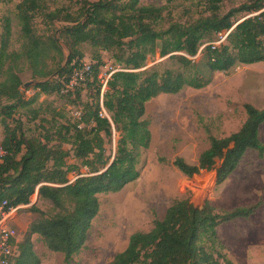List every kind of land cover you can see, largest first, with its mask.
<instances>
[{"label": "trees", "instance_id": "trees-1", "mask_svg": "<svg viewBox=\"0 0 264 264\" xmlns=\"http://www.w3.org/2000/svg\"><path fill=\"white\" fill-rule=\"evenodd\" d=\"M78 15L67 13V25L47 36L38 35L33 20L39 14L51 19L59 12L47 13L45 0H21L17 6L21 31L27 41L21 52H9L11 19H4L0 34V122L5 150L0 162V201L8 206L50 201L49 212L36 203L27 207L39 217L28 226L26 243H20V254L14 264H40L33 250V235L44 244L65 255L67 262L77 255L88 240L94 218L100 210L99 195L118 192L141 175L142 152L150 147L152 132L145 117L146 104L161 94H175L187 87L202 88L210 82L206 73L228 72L237 64L264 62V0H253L241 7L221 13L223 0H206L208 13L187 24L174 22L167 29H158L162 7L140 4L141 0H80ZM170 2L174 0H168ZM256 13L235 20L237 13ZM230 31L226 42L203 50V64L196 63L200 47L218 32ZM64 38V44L61 42ZM90 44L92 72L81 86L67 88L73 69L81 62V46ZM64 47L69 50L65 54ZM102 51L119 52L116 65H124L111 76L103 92L100 73L104 65ZM178 64L176 69L159 71L143 69L148 57L156 53ZM23 58L29 62L38 91L25 99L23 81L17 65L7 64ZM55 60L56 68L48 67L47 59ZM4 78V79H2ZM87 85L94 94L91 101L81 99ZM76 94L83 109L75 123L43 127L42 132L27 137L21 123L12 126L10 119L20 106H30L40 94ZM8 101L2 104V100ZM247 118L241 128L225 137L209 135L210 146L196 164L178 156L174 165L188 177L202 171L216 170V183H223L238 167L249 149L264 154L259 137L264 109L245 104ZM117 136L114 155H107L106 143ZM66 145H71L68 149ZM229 157L217 165L214 157ZM74 157L78 163H69ZM211 158V160H210ZM110 164V165H109ZM88 166L89 174L69 179L70 172ZM258 207L238 206L220 210L207 200L202 206L190 197L175 199L163 218L155 219L149 231L131 235L127 247L117 253L110 264H238L224 251L218 228L222 223L249 217ZM224 249V250H223Z\"/></svg>", "mask_w": 264, "mask_h": 264}, {"label": "rangeland", "instance_id": "rangeland-1", "mask_svg": "<svg viewBox=\"0 0 264 264\" xmlns=\"http://www.w3.org/2000/svg\"><path fill=\"white\" fill-rule=\"evenodd\" d=\"M21 0H0V34L4 30V19H11V37L9 52H21L27 41L21 31L20 19L16 9ZM253 0H223L219 3L221 13L241 7ZM47 13L59 12L58 18L51 19L39 14L33 20L38 35L47 36L68 24L64 19L67 13L78 15L82 6L80 0H45ZM143 5L162 7V16L157 23L158 29H167L172 23L187 24L208 13L210 3L206 0H141ZM256 13H237L235 20ZM216 37V35H215ZM211 41H206L199 49L196 63L202 66V50ZM64 44L65 40L62 38ZM204 46V47H203ZM86 62H94L96 53L90 44L81 46ZM65 54L69 50L64 47ZM119 53V52H118ZM117 52L102 51L105 64L116 65ZM6 59L7 64L17 65L23 81L21 86L25 99H31L38 91L31 85L36 83L29 62L23 58ZM55 60L47 59L48 67L56 68ZM103 65V67H104ZM124 65L119 64V67ZM102 67V68H103ZM157 67L159 71L167 68L176 69L178 64L161 57L160 53L150 55L143 69ZM210 82L202 88L187 87L175 94H161L146 104L145 117L150 121L152 141L148 149L142 152L140 177L127 184L118 192L99 195L100 210L92 222L85 247L67 262L65 255L49 249L40 236L33 235V250L40 259V264H110L115 255L123 251L131 235L138 231H149L155 219L163 218L167 208L175 199L190 197L194 204L202 206L207 200L220 210H230L238 206L258 204L256 211L249 217H239L222 223L219 236L224 244V251L238 264H264V154L249 149L238 167L221 184L216 183V170L202 171L188 177L174 165V159L183 157L187 163L196 164L200 155L210 146L209 135L225 137L238 131L247 118L246 103L264 109V62L237 64L228 72L206 73ZM4 79V78H2ZM30 84L26 86V83ZM94 91L87 85L82 89L81 99L91 101ZM74 93L40 94L38 100L30 106H20L10 119L12 126L20 122L22 132L27 137L42 132L43 127L53 128L62 123H75V111L83 109ZM2 104L8 103L3 99ZM4 126L0 122V138L4 137ZM259 137L264 142V120L260 122ZM117 136L106 143L107 155H114ZM68 149L71 145H66ZM214 157L221 165L229 153ZM211 160V158H210ZM69 163H78L71 157ZM88 166L81 165L80 171L69 174L71 181L80 175L89 174ZM49 212L50 201L39 199L37 192L31 203ZM19 241L15 247V257L20 254V243L27 242L28 226L39 217L35 211L25 207L19 212Z\"/></svg>", "mask_w": 264, "mask_h": 264}, {"label": "built area", "instance_id": "built-area-1", "mask_svg": "<svg viewBox=\"0 0 264 264\" xmlns=\"http://www.w3.org/2000/svg\"><path fill=\"white\" fill-rule=\"evenodd\" d=\"M230 31H222L216 34L215 39L209 44L213 47H219L222 43L226 42ZM204 47V46H203ZM119 70H128L126 68L119 67L118 65L105 64L100 73V79L103 84L102 91L107 88V84L113 73ZM92 64L91 62L81 61L73 69V74L67 85V88L74 89L81 86L86 79L91 75ZM76 115L80 113L75 111ZM5 150L0 147V162L3 160ZM29 204L8 206L6 200L0 201V264H11L14 260L15 247L19 241L18 231V217L19 212L25 207H29Z\"/></svg>", "mask_w": 264, "mask_h": 264}, {"label": "water", "instance_id": "water-1", "mask_svg": "<svg viewBox=\"0 0 264 264\" xmlns=\"http://www.w3.org/2000/svg\"><path fill=\"white\" fill-rule=\"evenodd\" d=\"M30 84V82L29 83H26V86H28ZM110 165V164H109ZM37 194H38V192H37Z\"/></svg>", "mask_w": 264, "mask_h": 264}, {"label": "crops", "instance_id": "crops-1", "mask_svg": "<svg viewBox=\"0 0 264 264\" xmlns=\"http://www.w3.org/2000/svg\"><path fill=\"white\" fill-rule=\"evenodd\" d=\"M0 139H2V138H0Z\"/></svg>", "mask_w": 264, "mask_h": 264}]
</instances>
